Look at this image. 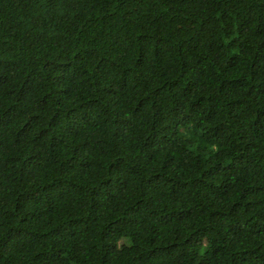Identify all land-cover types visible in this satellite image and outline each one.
<instances>
[{
	"label": "trees",
	"instance_id": "16d2710c",
	"mask_svg": "<svg viewBox=\"0 0 264 264\" xmlns=\"http://www.w3.org/2000/svg\"><path fill=\"white\" fill-rule=\"evenodd\" d=\"M0 264H264V0H0Z\"/></svg>",
	"mask_w": 264,
	"mask_h": 264
}]
</instances>
